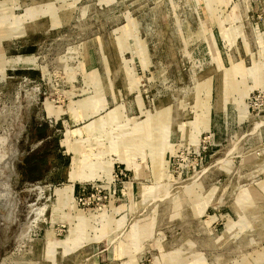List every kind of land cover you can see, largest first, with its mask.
<instances>
[{
  "label": "rangeland",
  "instance_id": "rangeland-1",
  "mask_svg": "<svg viewBox=\"0 0 264 264\" xmlns=\"http://www.w3.org/2000/svg\"><path fill=\"white\" fill-rule=\"evenodd\" d=\"M0 264H264V0H0Z\"/></svg>",
  "mask_w": 264,
  "mask_h": 264
},
{
  "label": "trees",
  "instance_id": "trees-1",
  "mask_svg": "<svg viewBox=\"0 0 264 264\" xmlns=\"http://www.w3.org/2000/svg\"><path fill=\"white\" fill-rule=\"evenodd\" d=\"M48 124H42L40 125L39 127H34L32 129L33 131V134L32 136L35 135V137L39 136V138H42V139H45L47 138V136L45 135V131L48 130ZM57 127H60L61 124L60 122H58L56 124ZM50 136V135H48ZM54 141V148L53 150L57 149L58 148V142H59V139H55L53 140ZM46 148V147H45ZM44 148V149H45ZM59 149V148H58ZM50 153H47V156L49 155ZM53 156V155H52ZM56 158L58 160H64V166L67 167L68 164H69V158L66 157V156H61V153L59 152V154L56 156ZM28 159L30 158H27L26 160L23 161V166L21 167V175L23 177V179L27 180V181H36L37 180V176L34 174L36 171H38L39 167L35 166V164L33 163H36L38 160L39 163H43L45 160V157H40L39 159H35L34 158V161H29ZM32 163V164H31Z\"/></svg>",
  "mask_w": 264,
  "mask_h": 264
}]
</instances>
